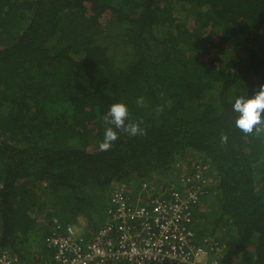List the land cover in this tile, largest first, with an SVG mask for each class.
I'll return each instance as SVG.
<instances>
[{
	"label": "trees",
	"instance_id": "1",
	"mask_svg": "<svg viewBox=\"0 0 264 264\" xmlns=\"http://www.w3.org/2000/svg\"><path fill=\"white\" fill-rule=\"evenodd\" d=\"M262 84L264 0H0V248L50 261L45 239L99 229L115 182L131 196L195 154L216 181L197 239L264 264V124L241 131L231 107ZM116 101L144 131L102 151Z\"/></svg>",
	"mask_w": 264,
	"mask_h": 264
},
{
	"label": "built area",
	"instance_id": "2",
	"mask_svg": "<svg viewBox=\"0 0 264 264\" xmlns=\"http://www.w3.org/2000/svg\"><path fill=\"white\" fill-rule=\"evenodd\" d=\"M188 163L177 162L183 172L165 186L155 189L154 181L142 182L137 198L125 183L115 182L99 229L83 235L74 227L62 233L60 227L45 239L52 260L37 264H220L224 246L219 238L199 240L193 229L194 209L210 187L207 166ZM0 264L22 263L0 248Z\"/></svg>",
	"mask_w": 264,
	"mask_h": 264
},
{
	"label": "clouds",
	"instance_id": "3",
	"mask_svg": "<svg viewBox=\"0 0 264 264\" xmlns=\"http://www.w3.org/2000/svg\"><path fill=\"white\" fill-rule=\"evenodd\" d=\"M143 102V98L137 100L138 104H143ZM231 107L236 114L234 119L236 127L246 133L252 132L254 128L258 130V125L264 124V84L260 85L259 89L251 94L245 91L235 95L231 102ZM128 116V107L124 102L116 101L109 105L102 116L105 127L103 139L99 143L100 150H108L113 142L117 140L115 129H123L129 136L143 133L144 129L140 127V124L129 122ZM207 170L206 174L208 176Z\"/></svg>",
	"mask_w": 264,
	"mask_h": 264
},
{
	"label": "rangeland",
	"instance_id": "4",
	"mask_svg": "<svg viewBox=\"0 0 264 264\" xmlns=\"http://www.w3.org/2000/svg\"><path fill=\"white\" fill-rule=\"evenodd\" d=\"M186 12H180V10H178V11H176V13H175V16L176 17H178V16H180L181 18L183 17V14H185ZM189 27H193V24H192V21H190V25H189ZM194 158H196V159H198L199 157L198 156H196L195 154L194 155H191V154H189V155H187L186 157H184V158H182L181 160H183V161H187V162H193L194 161ZM201 161H203L202 159H200V162ZM203 164V163H202ZM205 165V164H204ZM207 166V165H206ZM207 170V169H206ZM208 171V170H207ZM183 172V170H182V168H180V170L178 171V173H175V174H172L170 177L168 176V177H166V175L165 176H160V178L158 179V180H154V183H153V185L155 186V185H158V186H165V185H167L168 183H170V182H174L177 178H178V176H179V174L180 173H182ZM209 176V175H208ZM210 178V185H213L216 181H215V179L212 177V176H209ZM155 189H157V186H155ZM108 195H110V191H109V194ZM206 195H208V194H206ZM202 199V198H201ZM201 199H200V201H199V203L197 204V206L195 207V209L196 208H198L199 206H200V203H201V205H202V203H203V200L201 201ZM195 209H194V214H195ZM104 219H105V217L104 216H100V221L101 222H103L104 221ZM81 221H80V224H81V226L82 227H87V223H86V221L84 220V219H80Z\"/></svg>",
	"mask_w": 264,
	"mask_h": 264
},
{
	"label": "crops",
	"instance_id": "5",
	"mask_svg": "<svg viewBox=\"0 0 264 264\" xmlns=\"http://www.w3.org/2000/svg\"><path fill=\"white\" fill-rule=\"evenodd\" d=\"M140 190V189H139ZM139 190L133 194V197L134 198H137L136 195L139 193ZM132 196V195H131ZM141 196H146V193L145 192H141ZM141 200V199H140Z\"/></svg>",
	"mask_w": 264,
	"mask_h": 264
}]
</instances>
